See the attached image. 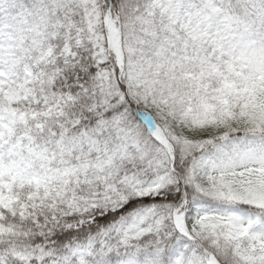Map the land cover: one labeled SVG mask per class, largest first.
I'll return each instance as SVG.
<instances>
[{"label": "snow or ice", "instance_id": "snow-or-ice-1", "mask_svg": "<svg viewBox=\"0 0 264 264\" xmlns=\"http://www.w3.org/2000/svg\"><path fill=\"white\" fill-rule=\"evenodd\" d=\"M0 264H264V0H0Z\"/></svg>", "mask_w": 264, "mask_h": 264}]
</instances>
